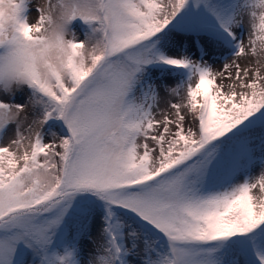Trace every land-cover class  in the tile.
I'll return each instance as SVG.
<instances>
[{"label": "snow or ice", "instance_id": "snow-or-ice-1", "mask_svg": "<svg viewBox=\"0 0 264 264\" xmlns=\"http://www.w3.org/2000/svg\"><path fill=\"white\" fill-rule=\"evenodd\" d=\"M0 264H264V0H0Z\"/></svg>", "mask_w": 264, "mask_h": 264}, {"label": "rangeland", "instance_id": "rangeland-1", "mask_svg": "<svg viewBox=\"0 0 264 264\" xmlns=\"http://www.w3.org/2000/svg\"><path fill=\"white\" fill-rule=\"evenodd\" d=\"M35 16H36V14L33 12L30 18L34 21L35 20ZM221 64H222V61H220V60L215 61V67L216 68H219L221 66Z\"/></svg>", "mask_w": 264, "mask_h": 264}]
</instances>
